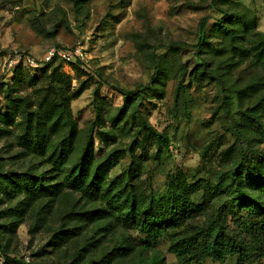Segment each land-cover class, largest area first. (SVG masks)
Here are the masks:
<instances>
[{
    "label": "rangeland",
    "instance_id": "rangeland-1",
    "mask_svg": "<svg viewBox=\"0 0 264 264\" xmlns=\"http://www.w3.org/2000/svg\"><path fill=\"white\" fill-rule=\"evenodd\" d=\"M227 13L228 33L217 24ZM77 44L86 55L79 66L76 59L38 66L26 60L39 61L52 46ZM15 54L25 57L14 63L21 66L17 74L8 68ZM58 86L70 96L77 127L64 160L55 147L69 133L67 117L60 108L52 118L43 116L47 103L58 102ZM9 110L11 123L2 119ZM59 114L61 124L43 153L21 144L27 116L49 124ZM142 118L166 138L151 136ZM91 128V170L120 153L103 183L109 195L85 194L69 179ZM263 157L264 0H0V174L39 177L53 189L0 185V264H14L11 258L23 264H149L154 253L161 264H235V256L224 263L180 261L170 246L189 233L184 226L169 229L147 250L143 233L120 222L125 188L147 199L179 194L183 183L193 185L195 205L204 202L200 184L213 192L194 223L222 222L246 242L254 259L249 264H264V241L235 222L245 213L240 168ZM246 194L256 192L246 187ZM96 208V218L78 214Z\"/></svg>",
    "mask_w": 264,
    "mask_h": 264
},
{
    "label": "trees",
    "instance_id": "trees-1",
    "mask_svg": "<svg viewBox=\"0 0 264 264\" xmlns=\"http://www.w3.org/2000/svg\"><path fill=\"white\" fill-rule=\"evenodd\" d=\"M206 17L200 22V31H203L204 21ZM232 18L230 14H224L219 18L217 24L224 31L229 32L228 22ZM205 42V37H200L198 44ZM240 53H245L244 49L238 50ZM55 59L45 63L52 64ZM77 65L83 64V61L76 59ZM20 65H16L13 73H18ZM158 66L152 75V79H158ZM62 79V76H61ZM63 82V79H62ZM84 89V85H81L75 91L74 95H79ZM58 102L47 103L49 111H46L43 116L46 118H52L55 110L60 108L63 114L66 115L70 124V130L65 135L59 145L55 147L58 149V158L64 160L68 157L69 152L74 144L75 134L77 131L76 122L71 117V110L69 106V98L66 90L62 86H58L55 90ZM131 93H134V91ZM20 102H16L14 105L18 109L20 108ZM13 112L11 110L2 118L6 122L11 123L13 121ZM62 114H59L49 124L46 123V119L40 120L37 117L35 120L33 116H27L24 123V132L21 136V144L33 153H43L45 148L50 144L52 134L57 131L61 124ZM142 126L149 132L151 136L157 139H164L166 135L159 132L154 128L146 119L142 118ZM94 156L92 128L86 138V144L84 152L80 158V164L74 173L71 174L69 179L71 184L82 190L83 193L93 195L94 192H98L104 188L103 183L109 170L120 156L119 151L109 155L103 162L96 165L91 170V165ZM239 183L244 188L241 191L243 196V208L245 213L236 219V223L240 230H244L252 233L257 232L258 242L264 241V157L258 161H255L252 166L243 165L240 168ZM243 174V175H242ZM0 174V185L4 188L16 189L24 188L30 192L45 193L51 192L53 189L50 185H45L39 177L26 176L24 173L14 174ZM1 177L10 180L4 183ZM246 187L255 191L256 195L251 196L246 194ZM181 192L179 194L172 195H150L147 199L141 197L139 199L138 194L134 191H128L126 188L121 191L123 196L121 201L122 207H118V217L123 225L130 228H135L144 235L143 248L150 250L154 249L159 239L168 234V230L175 227L184 226L188 228V234L186 233L183 238H178L170 246V251L173 252L180 261L185 262H203L205 258L224 263L226 258L235 256V264H249V261H254L251 257L252 254L248 253L247 244L243 238L237 237L236 234H231V231H226L222 222L208 221L205 225H198L194 223L196 215L202 214L208 207V202L212 198L213 192L208 185L200 184V188L204 190V202L195 205L191 201V194L194 190L193 185L183 183L181 185ZM198 188V187H196ZM103 191V190H102ZM110 192L103 191V194ZM113 196H110L112 198ZM117 203V201H116ZM115 203V204H116ZM119 203V202H118ZM117 203V204H118ZM83 216L85 218H96L100 216V209L84 211ZM186 231V230H185ZM242 231V232H244ZM259 232H262L259 234ZM259 234V235H258ZM175 234L169 236L174 237ZM122 248V247H121ZM260 256H264V248L261 247ZM122 252V251H121ZM9 259V257H7ZM14 264H23L25 261L17 260L16 258L9 259ZM149 264H161V257L154 253L150 259Z\"/></svg>",
    "mask_w": 264,
    "mask_h": 264
},
{
    "label": "built area",
    "instance_id": "built-area-1",
    "mask_svg": "<svg viewBox=\"0 0 264 264\" xmlns=\"http://www.w3.org/2000/svg\"><path fill=\"white\" fill-rule=\"evenodd\" d=\"M25 57H23L20 54H15L12 58H10L8 62V68H12L14 66V63L17 60H23ZM86 58V55L83 51V47L80 44H77L75 46L71 47H50L43 55V57L37 61L33 58H26L30 66H38L43 63H47L53 59H65V60H74V59H80L83 61V59ZM25 259L29 260V257L25 255Z\"/></svg>",
    "mask_w": 264,
    "mask_h": 264
}]
</instances>
